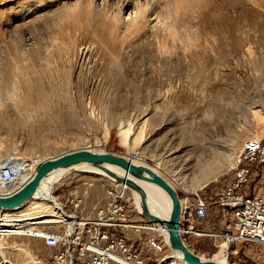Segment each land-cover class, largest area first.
<instances>
[{"label":"rangeland","instance_id":"obj_1","mask_svg":"<svg viewBox=\"0 0 264 264\" xmlns=\"http://www.w3.org/2000/svg\"><path fill=\"white\" fill-rule=\"evenodd\" d=\"M263 102L264 0H0V156L34 163L80 147L107 150L155 169L178 197L208 196L233 176L246 140L264 141ZM260 176L264 192V155L251 182ZM109 183L70 169L52 194L66 213L80 196L85 214ZM125 199L131 220L153 225L129 189ZM20 208L47 220L33 225L58 226L47 202ZM223 218L214 207L202 224L222 232ZM125 233L148 264H186L157 230ZM181 236L200 255L212 258L225 243L227 264H264L262 243ZM4 240L0 264L47 263L42 239Z\"/></svg>","mask_w":264,"mask_h":264},{"label":"built area","instance_id":"obj_2","mask_svg":"<svg viewBox=\"0 0 264 264\" xmlns=\"http://www.w3.org/2000/svg\"><path fill=\"white\" fill-rule=\"evenodd\" d=\"M263 155L264 141L248 139L237 154L233 176L215 189L208 188L211 195L194 190L191 196L179 197L180 234H217L227 241L264 244V194L250 189L253 166ZM33 161L32 157L14 153L0 156V195L10 194L22 185L18 175L31 163L34 168L40 160ZM126 191L124 185L109 183L103 199L91 203L85 214H80L82 198L74 195L68 200L72 209L68 220L60 219L56 221L58 226L51 228L30 223L27 212L20 208L24 202L12 209L0 207V240L11 235L42 239L50 248L46 264H148L124 233L140 223L129 217ZM214 207L222 219L226 217L222 232H213L202 224Z\"/></svg>","mask_w":264,"mask_h":264},{"label":"water","instance_id":"obj_3","mask_svg":"<svg viewBox=\"0 0 264 264\" xmlns=\"http://www.w3.org/2000/svg\"><path fill=\"white\" fill-rule=\"evenodd\" d=\"M87 163L99 168L111 180L125 183L128 187L138 191L141 202V214L147 218L160 222L167 232V241L171 248L181 252V259L186 264H219L209 257L194 252L183 240L179 232V197L174 187L161 175L151 170L146 165L134 163L130 157L107 150H90L86 147L66 150L55 155L41 159L34 167L32 175L15 191L7 195H0V207L13 208L20 206L36 190L39 180L50 171L57 168H68L79 163ZM124 169L134 178L152 182L161 187L167 194L170 208L168 218L161 219L158 215L150 213L145 201L144 188L132 177L118 174L113 168Z\"/></svg>","mask_w":264,"mask_h":264},{"label":"bare ground","instance_id":"obj_4","mask_svg":"<svg viewBox=\"0 0 264 264\" xmlns=\"http://www.w3.org/2000/svg\"><path fill=\"white\" fill-rule=\"evenodd\" d=\"M253 113L258 115V110H254ZM126 133H127V129H122L119 132L122 140L127 139L126 138L127 137L126 136ZM250 139H258V138H250ZM132 157L133 156L130 157V159H131L132 162H134V163H140L142 165H146L145 163L140 162L138 160H135ZM146 166L149 167L148 165H146ZM149 168L160 175V173L157 172L155 169H153L151 167H149ZM70 169H74V170H78V171H93V172H96V173H99V174L103 175L107 180H109L110 183L124 185V187L127 190L129 189V191H130V193H131V195H132V197H133V199L135 201L136 208H137L138 212L141 214V212H140V210H141V202H140V197H139V193H138L137 190L128 187L125 183L111 180V178H109V176H107L106 174H104V172H102L99 168L93 167V166H91V165H89L87 163H84V162L79 163V164H75V165L71 166ZM70 169H68V168H57V169H54V170L50 171L49 173H47L44 177H42L39 180L38 186H37L36 190L34 191L33 195L32 196H29L25 201H27L30 198H36V199L41 200L42 202H47L52 207V212L49 213L51 216H55L56 220H60V219H67L68 220V218L70 216H69L68 213H66L63 210V208L61 207V205L56 201V198L52 194V188L54 186V183L56 181H58L59 177L61 175H63L65 172H67L68 170H70ZM113 169L118 174H126V175L132 177L131 175H129L122 168H119V167L116 166ZM25 170H22L20 172V174L18 175V177L20 178L19 183L22 182V184H23L32 175L33 170H34L33 164L32 163L29 164L28 168L26 167ZM132 178L135 181H137L144 188V190L146 192L145 201H146V204H147L148 211L150 213H153L155 215H158L161 219L168 218V216H169L170 203H169L168 196L164 192V190L161 187H159L158 185H156V184H154L152 182L144 181L142 179H138V178H134V177H132ZM204 182H206V180L202 181L200 183V185L204 184ZM180 203L181 202L179 200V207H180ZM13 208H15V207H13ZM7 209H12V208H7ZM26 217H29V222L30 223H37V222L47 221V220H43V219L42 220H33L34 218L33 217H30L29 215L26 216ZM51 219H52V221L55 220L54 218H51ZM147 219H149L152 222L153 225L143 226L141 223H136V226H134V227L136 229L138 227H142V228L157 230L158 232H160L164 236L165 242L169 246L168 241H167L166 228L160 222H157L154 219H150V218H147ZM134 227H132V228L130 227V229L136 231V229ZM182 240L184 241L183 238H182ZM0 241L5 242L4 239L3 240H0ZM224 246H225V243L222 244V246H221L222 249H220V251L216 255H214L212 258H210V259L214 260L215 262H217L219 264H227V261H226V258H225V252H223V247ZM171 249L173 251V255L175 257L181 259V252L178 249H175V248H171Z\"/></svg>","mask_w":264,"mask_h":264},{"label":"crops","instance_id":"obj_5","mask_svg":"<svg viewBox=\"0 0 264 264\" xmlns=\"http://www.w3.org/2000/svg\"><path fill=\"white\" fill-rule=\"evenodd\" d=\"M260 178H261V176L257 180H255V181H253V182L250 183V189L252 191H258V192L264 194V192L261 190V185H260L261 184L260 183V180L261 179ZM124 233H125V231H124ZM125 236L127 237L126 233H125Z\"/></svg>","mask_w":264,"mask_h":264}]
</instances>
